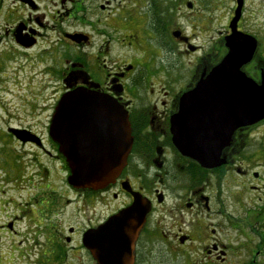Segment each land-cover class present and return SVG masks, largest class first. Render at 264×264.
Instances as JSON below:
<instances>
[{"label":"flooded vegetation","instance_id":"af4514ba","mask_svg":"<svg viewBox=\"0 0 264 264\" xmlns=\"http://www.w3.org/2000/svg\"><path fill=\"white\" fill-rule=\"evenodd\" d=\"M251 1L243 0L234 25L238 0H0V85L10 99L21 102L23 117L35 121L8 127L7 137L17 138L13 130L35 135L39 144L17 143L44 152L65 170L67 181L70 163L53 141L51 126L62 99L85 89L92 93L87 99L110 102L102 128L108 134L83 136L81 118H97V112L82 117L86 112L74 111L80 115L70 121L76 125L68 129L76 135L69 136L68 147L95 144L99 153L109 151L123 117L133 138L124 169L105 189L68 185L72 200L66 207L65 197L56 192L36 199L39 212L30 219L36 228L34 264H97L85 236L136 200L148 213L133 264H175L178 259L180 264H264V142L259 136L264 120L237 129L222 155L226 163L212 169L183 156L172 135L182 97L222 62L235 31L257 41L242 72L263 84L264 42L249 28V13L256 10ZM216 22L221 29L215 33ZM176 50L193 58L192 74L179 89L166 78L165 66V54ZM89 123L96 132L98 122ZM21 159L14 155V161ZM218 217L225 224L217 223ZM24 218L0 223L1 242L6 234H18ZM2 247L3 242L0 252Z\"/></svg>","mask_w":264,"mask_h":264},{"label":"water","instance_id":"95a60500","mask_svg":"<svg viewBox=\"0 0 264 264\" xmlns=\"http://www.w3.org/2000/svg\"><path fill=\"white\" fill-rule=\"evenodd\" d=\"M242 8L243 0H238L234 25L241 17ZM227 41L229 53L215 69L202 77L194 90L182 97L180 111L172 119L173 143L177 150L206 169L226 163L222 155L237 129L264 120V82L258 86L242 72L255 55L257 41L236 31ZM90 94L85 89H79L62 99L51 126V136L58 144L59 152L70 163L68 185L75 190L99 191L114 183L124 169L133 138L128 118L126 122L123 117L114 133L115 147L110 152L103 150L99 153L95 144L75 149L68 147L72 134L68 128L76 125L70 121L76 120L82 112H86L82 117L97 112V118H81L84 119L79 124L84 127L81 131L83 136L99 139L101 135L108 134L102 128L112 111L110 102L103 98L87 99L85 96ZM74 111L80 114L72 115ZM92 120L98 122L94 126L97 127L96 132L89 123ZM13 132L23 142H40L26 131ZM147 213L144 204L136 200L126 211L113 216L85 236L84 243L97 264H133L134 245ZM9 229L13 227L9 226Z\"/></svg>","mask_w":264,"mask_h":264},{"label":"rangeland","instance_id":"374dc122","mask_svg":"<svg viewBox=\"0 0 264 264\" xmlns=\"http://www.w3.org/2000/svg\"><path fill=\"white\" fill-rule=\"evenodd\" d=\"M250 5L251 10L256 9L257 11L252 10L249 13L251 14L248 21L249 28L253 32H259V38L264 42V0H252ZM220 26L221 24L216 22L213 31L216 33L221 29ZM192 60V57H183L177 50L175 54H165V66L169 69V77L166 78L176 83L175 88L179 89L190 78L193 67ZM0 86V169L6 171V173L0 171V223L2 224L14 216L21 218L25 216L24 220L22 219L16 227L17 235H5L0 252V264H34L37 251L31 236L36 228L34 227L35 222L30 219H33L31 214L36 217L39 212L35 209V206L40 207V202H37L36 199L46 195L49 197L51 193L56 192L65 197L63 207H66V202L69 198L71 199L70 190L65 180V170L51 164L45 158L44 152L34 151L29 146L24 149L25 146H20L17 143L21 140L16 137V139L12 138L13 140L7 137L8 127L17 129L29 127L28 125H34L35 121L27 119L26 116L23 117L21 102L10 99L4 93V85ZM40 127H37L39 131ZM259 136L264 142V134L260 133ZM28 142L30 141L24 143ZM14 155L19 160L21 157V161H14ZM8 164L11 166L9 167ZM46 170L49 173H46ZM10 173L18 174V177H10ZM20 174L21 177H19ZM33 176L36 177L33 178ZM99 207H102V204ZM22 209L27 210V214L21 213ZM217 223L225 224V219L218 217ZM27 238L28 241H26ZM262 260L264 262V258ZM176 261L179 264L182 262L181 259ZM177 262L175 264H178Z\"/></svg>","mask_w":264,"mask_h":264},{"label":"trees","instance_id":"16d2710c","mask_svg":"<svg viewBox=\"0 0 264 264\" xmlns=\"http://www.w3.org/2000/svg\"><path fill=\"white\" fill-rule=\"evenodd\" d=\"M8 166L10 167L11 165L10 164H8ZM13 168V167H12Z\"/></svg>","mask_w":264,"mask_h":264}]
</instances>
